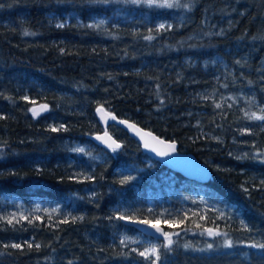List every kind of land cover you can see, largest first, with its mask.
Segmentation results:
<instances>
[{
  "label": "trees",
  "instance_id": "obj_1",
  "mask_svg": "<svg viewBox=\"0 0 264 264\" xmlns=\"http://www.w3.org/2000/svg\"><path fill=\"white\" fill-rule=\"evenodd\" d=\"M180 2L191 10L123 0H0V264H151L138 255L151 247L160 264H264V249L249 247L264 232V159L231 153L234 143L264 147V121L247 119L244 99L264 105V0ZM100 17L109 22L87 27ZM160 21L173 26L157 31ZM40 103L50 109L34 117ZM99 104L201 161L212 158L211 179L200 183L167 168L115 125L109 131L121 148L96 143ZM75 144L94 151H74ZM129 167L143 169L140 180L120 184ZM165 213L181 232L228 235L217 236L212 249L182 238L166 250L164 237L116 219L156 214L170 230Z\"/></svg>",
  "mask_w": 264,
  "mask_h": 264
},
{
  "label": "water",
  "instance_id": "obj_2",
  "mask_svg": "<svg viewBox=\"0 0 264 264\" xmlns=\"http://www.w3.org/2000/svg\"><path fill=\"white\" fill-rule=\"evenodd\" d=\"M45 103H42L40 105H44ZM36 106L34 108L39 109V106ZM48 105V104H47ZM103 106L102 111L98 112L97 108ZM49 110V105H48ZM47 110V111H48ZM47 111H44L42 113H45ZM95 113L98 118V121L101 123L103 127L102 132H98L91 136L93 140H95L98 144L106 146L108 148L109 144H112L113 141L115 143H118L120 147L122 146V142L118 140L111 132H109L108 127L112 124L117 125L121 127L122 129L126 130L133 138H135L142 147V150L151 156L153 159L161 162L164 166L167 168L182 174L184 177L195 180L200 183H206L208 182L212 177V170L209 164H207L205 161H201L194 153L192 152H185L181 151L179 149V144L176 140L167 139L159 134H157L155 131L143 127L142 125L136 123L135 121L117 116L116 113L111 112L106 109L104 105H98L95 108ZM114 116L115 119L113 120L111 117ZM121 121H126V123H121ZM129 125H133L134 127H129ZM97 137H100L101 139H98ZM158 138V140H163L166 143L160 144L157 140L153 138ZM148 143L152 145L150 148L145 147V143ZM175 144V151L169 152V149L167 148V144ZM153 148L157 149L156 151H153ZM160 151L169 152L166 156H161L158 154ZM139 229L146 235L151 236L155 239H160L163 237L162 234L156 233L155 229L151 227V225H156L163 229L165 232L164 226L161 224H136Z\"/></svg>",
  "mask_w": 264,
  "mask_h": 264
},
{
  "label": "snow or ice",
  "instance_id": "obj_3",
  "mask_svg": "<svg viewBox=\"0 0 264 264\" xmlns=\"http://www.w3.org/2000/svg\"><path fill=\"white\" fill-rule=\"evenodd\" d=\"M90 2H102V3H109L111 2V0H90ZM123 2L125 3H132L135 5H139V4H145L148 5L149 7H157V8H166V9H173V8H184L187 10H191L192 4L191 3H181L180 0H123ZM105 23V21L101 20L98 24H90L87 25V27H93V28H99L101 25H103ZM58 27H63V25H58ZM168 28H171V25H168ZM165 29V24H159L157 26V31ZM24 35H35V33H30L27 30L24 31L23 33ZM145 39H153V37L151 35L145 37ZM237 63H239V61H237ZM109 79H111V77H109ZM249 83H252L251 81H249ZM226 87V85H225ZM22 99H24L25 101H28V97L25 96ZM35 103V102H33ZM216 107H220V104H217ZM103 106H100L97 108V111L100 112L102 111ZM48 110V105L44 104V105H40L39 109L37 108H33L32 114L33 116H39L42 112L47 111ZM245 116L247 117V119L249 120H257V121H264V108L260 109V114H257L256 112H252V113H245ZM3 117H0V119H2ZM113 120L115 119L114 116L111 117ZM121 123H126V121H121ZM129 127H134L133 125H129ZM64 125H60L59 128L53 127L52 131H59L60 129H63ZM66 130V129H65ZM247 131V130H246ZM98 139H101L100 137H97ZM155 140L158 141V143L160 144H165L166 142L163 140H158V138H153ZM218 139V138H217ZM109 147L112 148L113 151H116L117 149L120 148V145L118 143H115V141H113L112 144H109ZM145 147L146 148H150L152 147V145L148 144L147 142L145 143ZM167 148L169 149V152H174L175 149V144H167ZM157 149L153 148V151H156ZM74 151H79V152H84L83 148H77L74 149ZM169 152H165V151H160L158 152L159 155L161 156H166L169 154ZM4 156L3 151H0V158H2ZM237 159H241V157H237ZM0 175H2V173H0ZM11 175H16V173H11ZM89 179H91V177H88ZM133 179L132 177H127L125 179H122L119 181L120 184H125L127 183L129 180ZM23 219H28L27 217H22ZM83 217H79V219H82ZM7 219V222L9 224L13 223V220L15 219V214H13L11 219ZM78 219V217H72V222H75V220ZM116 219L119 220H124L127 221L129 223H134V224H149L150 222L147 220H136L131 216H126V215H119L116 217ZM19 222V221H17ZM32 221L29 220V223H31ZM64 223H68V220L63 221ZM241 224L244 225V229L247 231H251L250 228H248V226L246 224H244V221H241ZM152 228L155 229L156 233H160L164 236V238L166 239L167 243L164 245V248L166 250H170L171 245L174 243L173 239L169 236V233L164 232L162 228L156 226V225H151ZM207 235L208 236H219V235H223L225 237H227V233H220L218 231H214L212 229H207L206 230ZM175 235H179V233H176ZM131 238L129 237H125L123 239H121V244H125L126 241H129ZM233 240L232 239H225L224 241V246L225 247H233ZM3 247L5 249H7L9 247V245H3ZM11 248H15V249H23L24 245L22 244H18V243H13L10 245ZM27 247L29 249H31L33 247L32 243H27ZM41 247L40 244H35V248L39 249ZM185 248L189 247V245H185ZM249 247H253L256 249H264V243H260V242H253L249 245ZM213 245L212 244H208L207 245V249H212ZM139 256L143 257L145 260H149L151 262V264H160L161 261V256H160V252L159 249L156 247H151V248H147L144 251H141L138 253ZM69 264H72L71 261H69Z\"/></svg>",
  "mask_w": 264,
  "mask_h": 264
},
{
  "label": "rangeland",
  "instance_id": "obj_4",
  "mask_svg": "<svg viewBox=\"0 0 264 264\" xmlns=\"http://www.w3.org/2000/svg\"><path fill=\"white\" fill-rule=\"evenodd\" d=\"M101 20L105 21L104 24H107L109 22V18L100 17V18H95L92 22L89 23V25L90 24H98ZM159 24H165V27H167L168 25H171V27L173 26V23H170L168 21H160L158 23V25ZM193 37H198V36L197 35H190V36H188V39L193 38ZM229 98H230V100L236 99L234 95H230ZM244 99H247L250 101L251 110L249 111V113L256 112L257 114H260L259 111H260V109L264 108V105H260L258 103V101H256L252 96H248L247 98H244ZM37 105H34V107ZM77 148H83L84 152L86 154H92L94 151V146H91V145L75 144L73 149H77ZM231 153L235 157H241V159L243 161H250L251 162L252 158H254L256 155L261 156L264 159V147L262 149H257L255 147H252V148L246 147L245 148V147H241L238 144L234 143L231 147ZM205 162H207L210 165H213V159L212 158H206ZM215 167H218V165ZM128 170L129 171L125 175V178L132 177L133 179L130 180L131 182H137L138 180H140L139 177L141 175L139 174V172L143 170L142 168L129 167ZM156 216H158V215L152 214L150 219L148 218L147 221H149L150 223H153V224H161V221L159 219H157ZM165 216H166L167 223L171 227H173L172 229L166 230L165 232L169 233V236L173 239V241L178 242L182 238H188L189 240L198 241V242L200 241L201 243L208 245V244H213L214 240L217 237V236H208L207 232H206L207 229H205L203 231L202 230L188 231V233L181 232L180 231L181 229L178 228L179 222L174 217V215H172L170 213H165ZM144 220H146V219H144ZM214 231H218L220 233H225L222 229H215ZM176 233H179V235H175ZM257 233L258 234H256L255 238L261 243L262 240L264 241V232L261 231V232H257ZM219 236H223V235H219ZM8 244L9 243H7L6 245H8ZM10 244H13V242ZM222 264H236V263L226 262V263H222Z\"/></svg>",
  "mask_w": 264,
  "mask_h": 264
},
{
  "label": "bare ground",
  "instance_id": "obj_5",
  "mask_svg": "<svg viewBox=\"0 0 264 264\" xmlns=\"http://www.w3.org/2000/svg\"><path fill=\"white\" fill-rule=\"evenodd\" d=\"M158 77H159V76H158ZM49 109H50V106H49ZM48 111H49V110H48ZM48 111H47V112H48ZM45 113H46V112H45ZM41 114H43V113H41ZM119 140H120V139H119ZM235 144H236V143H235ZM232 150H233V149H232Z\"/></svg>",
  "mask_w": 264,
  "mask_h": 264
}]
</instances>
